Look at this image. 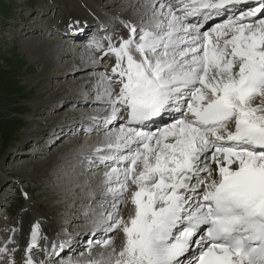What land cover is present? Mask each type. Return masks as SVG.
Wrapping results in <instances>:
<instances>
[{"label": "snow or ice", "instance_id": "1", "mask_svg": "<svg viewBox=\"0 0 264 264\" xmlns=\"http://www.w3.org/2000/svg\"><path fill=\"white\" fill-rule=\"evenodd\" d=\"M145 8L122 21L127 36L89 46L103 54L94 64L112 61L94 82L103 136L80 161L103 168L90 196L101 236L86 261L59 264H264V0ZM47 241L37 221L25 255L9 239L0 264H53L33 251L51 255Z\"/></svg>", "mask_w": 264, "mask_h": 264}, {"label": "rangeland", "instance_id": "2", "mask_svg": "<svg viewBox=\"0 0 264 264\" xmlns=\"http://www.w3.org/2000/svg\"><path fill=\"white\" fill-rule=\"evenodd\" d=\"M67 1L0 0V247L12 238L16 228H20L21 232L26 229L25 226L30 221L29 215L33 209L41 213L42 218H46V222L52 228H56L58 225L66 227V230H68L67 235L70 236L77 234L81 227L93 224L94 218L89 213L99 206L98 203L86 204L74 200L76 196L84 198L87 195H99L98 191L87 193L88 191L74 190L70 192V195L63 197L62 191L67 192L72 186L78 185L82 181L85 183L90 179L87 176H83L79 180L73 179L75 176L82 175L79 173L77 164L72 165L66 173H63L60 169L51 171L43 164V161L67 143V140H55V136H51L49 132L45 131L53 122V116L58 114L52 111L49 115L44 114L41 107L45 102H48L44 108L46 109L52 103H55L54 98L56 96L65 95V92L60 91L59 88H61V85L72 83L74 79L70 80L65 76L57 77L59 76L58 71L48 72L52 78L42 76L43 66H40L37 62V55L30 56L23 45V41L43 40L45 39L43 37L47 38L48 34H44L46 31L42 30L39 32L40 27L36 25L35 28L38 32L32 29L33 31L28 33L30 31L29 27L23 25L22 20L27 19L29 22H36L47 28L50 26H48V23L53 25L59 22L58 20L63 22L66 19L68 22V16L73 14L72 11H76L83 18V24L91 20L99 23L98 17L94 18L102 11L99 4L91 1L95 6V11L88 8L80 11L67 4ZM74 1L77 3L82 0ZM118 1L101 0V5H111V9L107 10V13L108 11L111 13L110 11L114 8H121L117 4ZM143 4L144 0H139L135 9H144ZM54 6L58 8L56 13L52 11ZM42 8H45L43 9L44 13H49L38 19V15L43 13L40 11ZM46 8L51 9V12ZM24 28L25 30L22 31ZM91 36L92 33L88 32V38ZM53 38H55V41L64 40L57 35L56 37L50 35V39L45 40L48 41ZM74 38H79L78 41L85 42L87 45L85 48L87 49L93 44L92 41L85 40V35ZM100 39L101 35L95 38V40ZM82 52L83 50H80L77 53L78 56L85 53V51ZM78 56H75L72 62L78 61ZM67 64L65 63L66 66ZM65 71L68 72L67 69ZM91 78H89V84L86 85L87 90L92 87ZM43 80H46V82ZM18 92L19 94L15 95ZM87 98L93 99L94 97L87 96ZM64 109L65 107L60 111L64 112ZM79 109H81V106H78V109H74L73 112L77 114ZM42 123L49 125L47 127ZM14 130H16V134L10 136ZM38 131L40 135L37 133ZM32 135H35V139L39 142L32 141L34 139ZM102 135V132L98 134V136ZM23 163L24 165L21 166ZM101 170L102 168L97 173H100ZM10 173H16L20 178L18 183L11 187L8 184ZM87 173L93 175L91 171H87ZM21 189H24L27 196L24 197L23 195L22 198ZM71 200L73 201L69 202ZM28 204L29 207L27 208ZM64 212H73L71 216L66 218V221L59 219ZM84 239H86V236L84 238L80 237V240L78 239L77 245L79 247H82L85 243ZM81 241L84 243H81ZM67 253L62 255L61 259L71 258ZM74 256L80 261L87 260L83 254L75 253Z\"/></svg>", "mask_w": 264, "mask_h": 264}, {"label": "bare ground", "instance_id": "3", "mask_svg": "<svg viewBox=\"0 0 264 264\" xmlns=\"http://www.w3.org/2000/svg\"><path fill=\"white\" fill-rule=\"evenodd\" d=\"M91 1L99 4L102 10L98 15L94 16V18L98 17L99 23H95L93 20L90 21V23H95V26L98 30L100 28H105L102 31L101 38L105 35H112L114 33H120L127 36L128 29L124 27L122 21L129 23H138L140 16L146 11L145 5L149 3V0H144V4H143L144 9L138 10L135 9L136 3H139L138 0H122V1L119 0L117 4L121 8L119 9L114 8L112 11H110L111 13H109L108 11L109 14L107 13V10L111 9L110 7L111 5H107V7L102 6L100 4V0H90V2L89 0L88 1L85 0V2L84 0H82V1H78L77 3H75L74 0L72 1L68 0L66 3L70 4L75 9L80 11H84V8H88L89 10L95 11V6ZM55 8L56 6L53 7V9ZM68 18H69L68 22L66 19L62 22V28L66 26H68L69 28L72 27L80 28L79 26L83 24V18L78 14L75 13L70 14ZM56 24L59 25V22H57ZM49 25L51 26V24L48 23V26ZM62 28L59 29V33L56 34L60 38L64 39L62 41H53V40L47 41L45 39L43 40L32 39L29 41H23V45L25 49L28 50L27 53L30 54V56L36 54L37 62L40 64V66H43V71L41 73L42 76H49L47 78H52L48 72L58 71L59 76L57 77L65 76L67 77V79L70 80L74 79L72 83L61 85V88H59L60 91L65 92V95L63 94V96H61L62 94H60V96H56V98H54L55 106L58 107L55 108L52 112H56V114L58 115L53 116V122L49 127H48L49 124H45L48 127V129H46L45 131L49 132V135L55 136L56 137L55 140L66 139L67 143H65L61 148L56 150L52 156L48 157V159L44 160L43 164H45V167L49 168V170L51 171L60 169L63 173L68 172L69 168L72 165L77 164L79 173H81L82 175L75 176L73 177V179L79 180L83 176H87L88 178H90L85 183L82 181L78 185L72 186L71 188H69L67 192L62 191L61 193L63 197L67 196L68 194L70 195V192L74 190H78V191L80 190L82 192L88 191L87 193L89 192L94 193L98 191L99 192L98 194L100 195V191L97 188V184L99 181L100 174L102 173L103 170L100 173H97L96 175H90L87 173V171L89 170H87L86 162L82 164L80 163V161L83 160L85 154L90 153L92 146L96 145L102 139L103 136V135L94 136V134H98V133L95 131L94 123L90 119L92 115H95L103 107V105L97 102L95 99L94 82L98 79V74L105 71L103 66L104 61L102 63L98 62L95 64L92 62L94 56L99 57L102 56L103 54L101 52L95 51L94 48L92 47H88L89 49L85 48V46L87 45L85 42L82 41L76 42V47H74V44L72 43V39L66 38V36L60 34L63 33L62 31H60L62 30ZM38 30L39 32H41V30L46 31L44 34H48L47 28H43L41 30L38 29ZM74 32L75 31H73L72 34H69L71 38L78 37L77 35L78 33H74ZM80 50H83V52L85 51V53L82 52L83 54L78 56L77 53ZM75 56H78V61L72 62V59ZM65 63H68L67 66L65 65ZM104 64L108 66L107 69L110 71V68L112 66V61L108 58H105ZM66 69L68 70V72L65 71ZM92 76H94L93 77L94 79L91 78L93 81L92 87L88 90H85L84 87L89 84V78ZM43 81L46 82V80ZM71 95L78 96L79 100H77L75 96L72 97ZM68 96H71V98H69L65 102L59 103L60 101H63L62 99ZM87 96L94 97L93 98L94 100H92V98H90L89 100ZM88 100L89 103H87ZM46 104H48V102H45V104H43L41 110L43 111L50 110V109H44L46 107ZM75 105H77V107H75ZM79 105L81 106V109L77 110V114H76L73 112V110L78 109ZM64 107H65V109L63 110L64 112L60 111ZM68 111L69 114L65 119L62 114ZM66 121H70V123L68 125H65V127H67V131L64 132V130L60 128V125ZM89 128H92L93 130L90 132L86 131ZM72 129L75 130L72 132ZM37 133L39 134V131ZM57 135H59V137H57ZM99 195L96 196L99 197ZM74 200L86 204L93 203L90 200V195H87L84 198H81V196L79 197L76 196ZM72 201L73 200L69 202ZM72 213L73 212H64L59 219L66 221V218L68 216H71ZM89 214H91V212ZM29 217H30V221L28 222L27 226H25L26 229L23 232H21L20 228H16V231L11 238L16 241V244L15 245L8 244L9 248L18 246V251L16 254L17 260H19L22 256H24V250L26 249L30 241L31 227L35 222L39 221L41 223V232L42 235H46L48 237V241H47L48 252L51 253H52L51 244L53 242L55 243L62 242L63 239H65V235H67L68 232V230H66V227H60V225L56 226V228H52L51 226H49L50 224L48 225V223L45 220L46 218L45 219L42 218L43 216L41 215V213H39L34 209L32 213L29 215ZM92 229H93V224L83 226L78 230V234L80 235L86 233L92 234ZM93 236L94 239L100 237L101 236L100 231L96 230V234ZM40 243L45 244V241L42 240ZM64 251L65 249L62 250V253ZM34 252L37 253L36 259L38 260H42V261L51 260L53 264H55V262L58 261V258L56 257L53 259H48L47 256L44 257L43 255L45 254H42L41 251H39L38 249L34 250ZM85 258L87 259L88 256H86ZM73 260H78V259L74 258Z\"/></svg>", "mask_w": 264, "mask_h": 264}]
</instances>
